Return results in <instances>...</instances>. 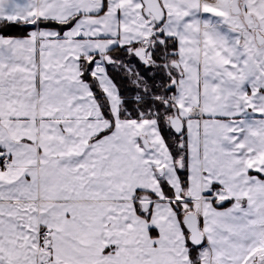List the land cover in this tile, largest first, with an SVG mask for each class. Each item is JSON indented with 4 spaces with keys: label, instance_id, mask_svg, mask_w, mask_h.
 <instances>
[{
    "label": "snow or ice",
    "instance_id": "6c2138e0",
    "mask_svg": "<svg viewBox=\"0 0 264 264\" xmlns=\"http://www.w3.org/2000/svg\"><path fill=\"white\" fill-rule=\"evenodd\" d=\"M0 264H264V0H0Z\"/></svg>",
    "mask_w": 264,
    "mask_h": 264
}]
</instances>
